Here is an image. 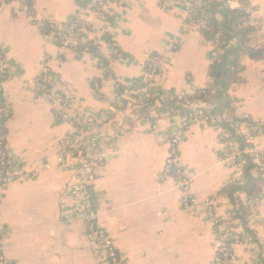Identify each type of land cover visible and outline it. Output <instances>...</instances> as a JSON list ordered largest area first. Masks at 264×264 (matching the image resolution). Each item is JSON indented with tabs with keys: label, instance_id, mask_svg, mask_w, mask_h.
Instances as JSON below:
<instances>
[{
	"label": "crops",
	"instance_id": "1",
	"mask_svg": "<svg viewBox=\"0 0 264 264\" xmlns=\"http://www.w3.org/2000/svg\"><path fill=\"white\" fill-rule=\"evenodd\" d=\"M96 1H34L36 20H53L63 29L83 21L82 39L92 42L95 50L60 48L18 6L0 8V51L7 71L4 92L10 110L4 136L9 170L30 176L15 180L0 193L5 255L14 264H95L86 222L63 215L72 201L68 189L77 161L60 162L61 142L74 133L75 125L58 119L65 110L46 92L45 87L51 86L70 96L72 107L66 111L75 124L86 125L89 117L106 113L113 121L102 126L104 133L124 130L105 150L91 194L100 223L126 264H216L219 237L213 222L204 213L184 209L175 178H160L171 150L168 136L178 118L165 117L162 111L158 115L157 107L143 109L140 103L130 112L119 99L124 93H141L145 65L154 55L163 57L154 83L164 94H206V101L198 100L193 106H213L214 120L191 122L178 146L177 162L192 175L191 192L201 203L211 201L219 215L242 208L250 195L237 191L231 200L222 192L228 184L242 183L244 177L240 166L225 159L226 145L218 126L224 120L238 123L247 137L253 135L247 119L264 124V0H223L228 7L243 6L250 14L246 25L256 31L248 48L241 47L235 33L217 44L191 26V10L212 12V0H167L165 4L125 0L101 15L92 13ZM216 60L220 81L209 94V70ZM106 63L107 67L101 66ZM45 65L49 72L43 71ZM39 77L45 87L38 86ZM227 98L232 100L230 108L216 107ZM155 120L156 131L151 129ZM253 147L259 155L252 173L262 181L258 194L251 195L258 200L251 205L245 230L261 248L264 136H255ZM235 253L236 264L251 262L244 247L238 246Z\"/></svg>",
	"mask_w": 264,
	"mask_h": 264
},
{
	"label": "built area",
	"instance_id": "2",
	"mask_svg": "<svg viewBox=\"0 0 264 264\" xmlns=\"http://www.w3.org/2000/svg\"><path fill=\"white\" fill-rule=\"evenodd\" d=\"M35 0H0V8L3 5H16L20 11L27 13L45 32L51 34L54 41L60 48L73 49H88L86 41L82 39V31L84 30V22L70 26V28H60L53 20H36L34 13ZM167 0H164L166 3ZM125 0H97L92 8V13L95 15L105 14L112 4L124 5ZM197 8H193L190 13L191 26L194 28H203L208 25L206 17H196ZM204 16L211 15V11H199ZM218 37V36H217ZM219 38V37H218ZM215 40V43L220 44L221 41ZM117 53V50H115ZM163 57L154 55L147 62L144 68V86L141 93L137 95H129L124 93L123 98L120 97L121 104H126L130 112L140 108V100H155L151 107H157V114L160 115L162 101L166 98V94L161 92V89L155 85L154 80L159 72ZM101 66H108L101 64ZM43 71L49 72V66L45 65ZM7 77L6 62L3 53L0 51V116H9V107L6 103L4 92L5 78ZM42 78L37 79L38 86L42 87ZM44 86V85H43ZM45 87V86H44ZM43 87V88H44ZM51 100L54 103H60L65 110L58 115V119H65L75 125V131L71 136L65 138L61 143L62 153L59 157L60 162L64 163L67 160H76L77 166L74 168V181L68 189V194L72 199L69 207L65 209L64 216L67 220L81 219L84 220L88 227L87 238L90 244L92 253L95 257V264H126L125 259L119 254L114 240L110 233L101 225L99 212L94 207L93 197L91 194L92 186L98 180L101 168L103 166L105 150L112 144V139L124 130L117 129L112 133H104L102 126L108 122H112L106 113H100L91 116L87 119L86 125L75 124L72 115L66 111L72 105L70 96L50 87H45ZM205 92V91H203ZM126 100V103L124 101ZM194 106L190 104V108ZM184 109H169L162 111L165 117L176 116L178 118L176 129L168 136L171 150L165 162L164 169L160 178L173 177L176 179L179 187L182 190V204L184 209L191 210L196 214H206L213 222L219 241L216 243V264H236L238 255L235 249L238 246L245 248V254L251 257L249 264H263L262 257L264 256V247L261 248L256 244L254 238L249 232H246L245 221L251 219V205L257 201L256 196H250L244 206L237 207L239 214H235V210H231L225 214L219 215L215 212L211 201L206 200L201 203L196 196L191 192L192 175L187 173L181 166L178 165L179 144L184 140L185 130L189 127L193 120L201 121L208 124L214 120L216 108L213 106H204L193 109L188 114L183 112ZM158 118V117H157ZM230 122V121H229ZM232 126L239 129V124L230 122ZM218 125V124H217ZM221 128L222 140L226 145L225 159L228 162L235 163L240 166L242 155L247 153L257 160L258 153L253 147L255 141L254 135H247L246 139L249 143L245 148H241L237 142L227 139L229 131L224 126ZM151 129L159 130L157 120L151 124ZM261 164V161H258ZM29 174L9 170V154L6 148L4 136H0V193L12 182L18 179H27ZM240 203L238 202L237 205ZM240 206V205H239ZM3 228L0 224V264H14L7 258L2 246Z\"/></svg>",
	"mask_w": 264,
	"mask_h": 264
},
{
	"label": "trees",
	"instance_id": "3",
	"mask_svg": "<svg viewBox=\"0 0 264 264\" xmlns=\"http://www.w3.org/2000/svg\"><path fill=\"white\" fill-rule=\"evenodd\" d=\"M161 3H164V0H160ZM212 5L213 9L211 12V15L204 16L200 14L198 11L196 13V17H206L208 25L203 28H199L202 35L206 40L209 41H215L218 40L222 41L224 36L229 35L230 33H235L239 35L242 48H248L249 44L247 42H250L253 38V33L256 31L255 27L253 26H247L246 22L249 20L250 14L247 12L245 7H240L237 9H232L228 7L223 0H212L210 3ZM218 36V37H217ZM92 42L88 41L86 42V45L89 49L95 50L94 45L91 44ZM252 50V49H251ZM103 61H105L103 59ZM219 72V65L218 61H214L209 70V74L212 78V81L210 83V90L209 94L212 90V88L217 87L220 81V76L218 75ZM228 89V83L225 85L224 92H226ZM162 92V91H161ZM198 100H207L206 94H203L201 92H194V93H185L183 95H173V96H166V98L161 103V110H169L171 108L173 109H184V113H189L193 109H196L198 107H191L190 104L193 105L194 102ZM140 104L142 105V108L145 109L151 104L155 103V100H147V99H141ZM232 104V100L230 98H227L225 100H222L218 105H216L217 108H230ZM7 120V117L0 116V136H5L6 134V126L5 122ZM236 121H239L238 118H235ZM244 120V119H243ZM242 120V121H243ZM247 122L250 123L251 127V133L254 136H264V124H257L256 122H253L250 119H247ZM223 126L228 129L229 136L227 139L234 140L239 144L241 148H245L249 145L247 142L245 134H243L241 131H239L235 126H232L229 121L224 120L222 122ZM240 167L243 171V182L242 183H231L225 186L222 190L223 193L227 194L231 200H234L235 193L237 191L245 192L248 195H257L258 194V187L259 184L262 181L261 177H257L253 175L252 170L255 168V163L253 162V157L247 153L242 155V160ZM242 209V208H241ZM235 214H239V210H235Z\"/></svg>",
	"mask_w": 264,
	"mask_h": 264
},
{
	"label": "water",
	"instance_id": "4",
	"mask_svg": "<svg viewBox=\"0 0 264 264\" xmlns=\"http://www.w3.org/2000/svg\"><path fill=\"white\" fill-rule=\"evenodd\" d=\"M261 50L257 51L256 53H254V55L260 54Z\"/></svg>",
	"mask_w": 264,
	"mask_h": 264
}]
</instances>
